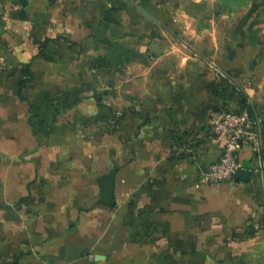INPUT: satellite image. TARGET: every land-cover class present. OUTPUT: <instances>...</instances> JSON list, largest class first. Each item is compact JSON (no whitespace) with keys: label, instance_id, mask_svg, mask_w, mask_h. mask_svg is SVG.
<instances>
[{"label":"crops","instance_id":"obj_1","mask_svg":"<svg viewBox=\"0 0 264 264\" xmlns=\"http://www.w3.org/2000/svg\"><path fill=\"white\" fill-rule=\"evenodd\" d=\"M243 103L264 0H0V264H264V130L208 179Z\"/></svg>","mask_w":264,"mask_h":264},{"label":"built area","instance_id":"obj_2","mask_svg":"<svg viewBox=\"0 0 264 264\" xmlns=\"http://www.w3.org/2000/svg\"><path fill=\"white\" fill-rule=\"evenodd\" d=\"M261 121L248 103L212 113L210 119L212 133L224 137L225 142L221 155L210 166L208 173L210 181L223 182L235 179L236 171L242 167L238 159L242 145L251 144L256 151L262 152Z\"/></svg>","mask_w":264,"mask_h":264},{"label":"water","instance_id":"obj_3","mask_svg":"<svg viewBox=\"0 0 264 264\" xmlns=\"http://www.w3.org/2000/svg\"><path fill=\"white\" fill-rule=\"evenodd\" d=\"M261 127L264 130V109L262 111ZM252 169L241 167L235 173V179L240 181H249L252 176Z\"/></svg>","mask_w":264,"mask_h":264}]
</instances>
